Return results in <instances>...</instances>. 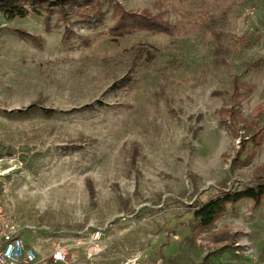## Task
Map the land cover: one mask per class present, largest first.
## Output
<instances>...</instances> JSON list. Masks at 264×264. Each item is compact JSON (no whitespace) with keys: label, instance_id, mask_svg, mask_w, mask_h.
<instances>
[{"label":"rangeland","instance_id":"374dc122","mask_svg":"<svg viewBox=\"0 0 264 264\" xmlns=\"http://www.w3.org/2000/svg\"><path fill=\"white\" fill-rule=\"evenodd\" d=\"M117 1L171 34L112 37L108 12L66 44L42 16L0 17L7 209L43 248L100 229L101 252L81 264H264V205L243 200L206 231L191 214L264 180V146L236 164L247 134L220 115L237 106L264 124V0ZM136 47L149 50L139 61Z\"/></svg>","mask_w":264,"mask_h":264},{"label":"trees","instance_id":"16d2710c","mask_svg":"<svg viewBox=\"0 0 264 264\" xmlns=\"http://www.w3.org/2000/svg\"><path fill=\"white\" fill-rule=\"evenodd\" d=\"M108 12L111 13L113 20V25L108 31L112 37L118 38L138 31L171 34L170 24L162 20L160 16H150L148 12L126 11L117 0H0V17L13 21L25 19L30 15L42 16L46 29L65 28L62 40L66 44L75 38L74 28L102 26ZM18 32L24 38L39 42L36 37L28 33ZM237 42L244 43L245 40L239 38ZM148 52L149 50L145 47L134 48L136 61L141 60ZM129 82L130 80H124L119 88L128 86ZM234 84L235 96L239 97L245 85L238 81ZM220 115L224 124L246 131L247 136L240 137L241 146L234 162L242 167L247 166L264 146V124L259 118L258 121H248L237 106L223 107ZM233 135L236 138L239 137L237 133L233 132ZM263 170L264 165L257 169L258 172ZM243 200L252 201L253 209L264 205V180H256L253 186L242 191L224 192L217 198L195 208L191 213L192 220L196 224L195 228L198 231L211 229L230 207Z\"/></svg>","mask_w":264,"mask_h":264},{"label":"built area","instance_id":"2783aa9c","mask_svg":"<svg viewBox=\"0 0 264 264\" xmlns=\"http://www.w3.org/2000/svg\"><path fill=\"white\" fill-rule=\"evenodd\" d=\"M3 163L0 160V180L4 176ZM8 189L6 185L0 187V264H72L73 250L84 249L88 256L101 252L103 232L100 229L80 234L74 243L64 242L63 246L55 248L47 258H40L35 247L27 246L24 234L35 233L39 229L31 225H22L13 219L7 209L4 198Z\"/></svg>","mask_w":264,"mask_h":264},{"label":"crops","instance_id":"0c3cea01","mask_svg":"<svg viewBox=\"0 0 264 264\" xmlns=\"http://www.w3.org/2000/svg\"><path fill=\"white\" fill-rule=\"evenodd\" d=\"M38 233L39 230L36 231L35 233L33 232H27L24 234V238L26 241L27 246L35 247L38 250L39 257L40 258H47L53 253L56 247H53V244L49 242V245H45L46 248L41 247L39 244V239H38ZM73 241L69 240L70 243H74ZM46 242V241H45ZM69 244V243H68ZM83 257H87L86 251L83 249L79 250H73L71 253V260L73 261L72 264H81V262L85 261Z\"/></svg>","mask_w":264,"mask_h":264}]
</instances>
